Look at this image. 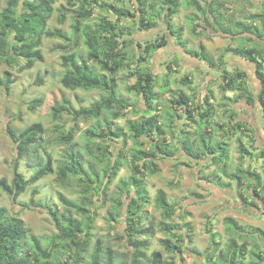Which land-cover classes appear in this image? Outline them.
I'll list each match as a JSON object with an SVG mask.
<instances>
[{"label":"trees","instance_id":"16d2710c","mask_svg":"<svg viewBox=\"0 0 264 264\" xmlns=\"http://www.w3.org/2000/svg\"><path fill=\"white\" fill-rule=\"evenodd\" d=\"M109 1L66 0V5L71 8L73 13L71 35H66L59 29L54 32L47 31L48 20L54 12L53 4L57 0H7L5 7L0 11V63L8 65L10 68L17 66L18 72L29 70L35 63H41L44 60L41 52L42 38L46 35L55 36L64 43L63 53L60 57V66L63 69L59 81L60 84L69 91L81 90L89 92L98 90L102 94L98 100L92 102L89 106H79L78 108H75L68 98L62 96L60 101L55 102L51 108L53 119L59 121L62 115H67L73 125L58 139L59 143L65 146V150L62 154V161L56 168V180L61 186H66L71 179L79 180L83 184L82 193L85 195H88V193L92 194L89 197L84 196L78 204L67 202L64 197L59 196V201L64 206L62 212L57 211L56 208L51 207L48 203L42 205L43 208L47 209L45 210L57 228L56 234L48 240L46 247H43L41 242L33 236L28 239L29 230L23 221L17 216L9 217L6 210L0 205V264H38L40 261H43L44 264H64L60 263V259L64 255H67L68 258V260L65 259L66 263L72 260L74 264H143L146 262L148 264H161L160 253L147 255L149 243L142 237H149L151 232L140 225L137 214L150 200L145 187L146 177L157 175L160 171L157 162L166 158L173 159L177 152L175 149L163 151L161 147L167 146L160 145V142H157L161 136H164L166 131L163 130V121H160L158 117L156 118L152 115V112H149L151 108L153 109L155 83L153 75L149 72H144L143 67L144 63L146 64L145 67L147 66L148 60L156 50L166 46L167 41L162 37L163 39L161 38L160 40L147 41L142 48L141 43H137L134 47L133 40L124 38L129 37L133 29H130L125 34L117 26V21H120L123 17L130 18L134 17V15L124 8L114 5L115 2L122 4V0H114L113 3H108ZM136 2L139 14L137 23L141 30L155 28L157 20L163 18L168 20L167 27L172 34L174 26L169 20L173 16L175 17L178 10L184 6L193 8L197 14L203 16L204 20L202 18L201 21H206L208 27H211L214 31L218 28L219 31L230 37L235 38L238 34L239 36L245 34L258 40H264V12L248 16L247 20L233 21L232 28L234 27L236 30L232 31L223 24L222 13L220 12L222 8L221 0H207L204 6L198 0H189L186 5L183 2L181 4L179 0H160L159 4L154 1L148 2L147 0H136ZM96 9H100L103 13L106 12V14L99 16L98 22L95 24L82 25L84 21L93 17ZM59 12L58 23L62 24L65 19V7L61 6ZM197 14L191 15L189 21L195 22L197 18L200 19L201 17H197ZM206 16L209 18L207 19ZM111 17L116 18V21H113ZM256 22H262V29L256 26ZM215 23H218L216 28H214ZM135 24L136 22H134ZM178 32L180 43L177 45H181L184 53L203 62L206 61L207 64L205 65L213 68L214 64L210 56L205 52V48L201 45L198 50L190 51L181 40L182 28H178ZM190 33L194 36L200 35L195 25L190 27ZM11 37H13V42L10 41ZM80 45L85 47V53H80L76 50ZM137 47L139 49H136ZM233 52L237 56L251 61L255 66V74L261 86L258 103L264 116V51L237 47ZM222 65L223 62L220 66ZM93 66H96L98 71ZM170 66L168 64L166 68L171 73ZM132 68L131 76L136 77L132 89L143 97L145 107L149 108V110L147 115L141 119L126 123L130 138L144 143L154 134V138L157 141L154 138L151 139L154 145L149 151L131 149L128 154H124L125 152L123 151L112 153L113 142L115 143V140L124 137L122 129L114 124L115 121L125 116L128 104L127 101L121 100L118 95L116 78L120 71L125 69L132 70ZM170 73L168 72V74ZM246 79V72L241 68H237L234 73L222 69L221 81L224 90L230 92L241 90V94L246 97V102L250 105L255 103L256 99L247 86ZM180 80L182 85L191 84V80L187 75L182 76ZM40 82L38 79L36 83L39 84ZM13 83L12 74L9 71L4 72L2 78H0V87L6 94H9L10 86ZM166 87L168 88V86ZM225 98L229 99L226 96ZM238 99L237 96L235 100ZM199 102L196 103L193 97H190L182 90H177L172 93L169 99L172 109H169L167 115H170L173 121L174 119L176 120L179 131L182 130L183 124L179 120H190L191 123L196 124L194 132H184L180 140H177L179 143L182 142L180 144L185 145L182 148L179 144V147L182 150L184 149L183 151L187 157L197 165L207 162L203 167L218 164L219 160L222 162V164H219L220 167H223L228 162L226 161L225 164L222 159L230 157L227 143L220 142L212 146L211 129L209 127L212 109L208 103V95H205ZM41 103V99H35L29 103L28 108L32 110ZM201 106H207L208 108L199 113V117L196 119V112ZM177 109L183 110L185 115L180 116L178 112L172 111ZM104 113H106V116H103ZM148 113H151V115L149 116ZM80 120L93 121L92 126L84 131L83 148L94 162L102 164L103 179L107 180L106 184L103 185L104 187L101 186L102 174L95 173L91 164L88 165V173L84 168L82 153L75 150L73 131ZM245 127L244 123L236 122L232 135L234 132H243L246 130ZM6 133L15 145L16 161L24 160L27 168L33 171L32 176L26 179L18 171V167L15 164L12 169L10 182L0 178V190L11 197L12 200H15L25 192L29 185L42 180L55 171L51 156L42 151L45 140L43 137L44 127L41 123L31 124L18 135L10 127H7ZM186 133L188 135L185 138ZM206 142H209V144L201 152L200 146L201 144L205 145ZM242 146L241 143L240 150L242 155L240 157L243 158L245 157L243 154L249 155V152ZM261 154L264 155V151ZM208 160L212 164H209ZM124 163L130 165L132 172L129 178L120 180V189L123 190L122 192L125 194L128 203L124 208L123 198L118 197L111 200L110 195L108 200L111 201V205L108 208L105 220L110 231L116 230L115 224L121 222L122 217L126 224L124 233L112 234V238L117 240L115 247L104 236L93 235L96 213L92 211L91 206L95 203V196L99 198V194H105L106 186L110 185ZM224 177L235 181L239 190L243 181H246L245 189L253 192L255 199L261 198L263 195L260 194H264V183L261 176L255 171H251L248 167L246 169L239 167L234 173L230 174L224 172ZM219 178L221 180V177ZM90 179L99 185L97 187L92 186L88 183ZM222 184H224L223 188L228 187V184ZM174 186V184L171 185V187ZM238 193L240 199L245 197L242 191ZM154 203L163 212V221L158 223V228L170 236L160 240L161 245L168 253L181 255L187 242L188 244L191 242V237L188 235L191 231L190 224L186 223L183 225L185 232L182 234L178 225L167 223L171 220L176 210L175 206L168 203L167 195L164 191L159 190L157 192ZM250 206L256 207V203H250ZM224 222L226 228L239 238L249 237L256 240L260 234L264 236L262 229L241 227L232 218H226ZM207 226L206 232L210 236V241L213 245H216L215 247L212 245L207 252V255L209 254L211 258L215 252H218L222 256V263L224 264H246L242 260L247 257V254L253 259L252 263L247 264H260L264 261L263 252L257 243H255L253 249H248L246 243L238 244L232 238L226 250L220 251L217 247L219 242L215 241L216 234L212 232L211 223L207 222ZM173 239H177V242H173ZM27 240H29V245L26 244ZM121 245L124 248H121ZM195 253L198 255L203 254ZM238 254L239 257L241 256V260L238 259ZM212 264L217 263L212 261Z\"/></svg>","mask_w":264,"mask_h":264},{"label":"rangeland","instance_id":"374dc122","mask_svg":"<svg viewBox=\"0 0 264 264\" xmlns=\"http://www.w3.org/2000/svg\"><path fill=\"white\" fill-rule=\"evenodd\" d=\"M114 0H110L108 3H113ZM148 2H157L160 0H147ZM199 3L204 6L207 0H198ZM7 0H0V11L5 7ZM179 2L186 5L189 0H179ZM223 24L226 28H232L233 21L247 20L248 16L255 15L264 12V0H221ZM116 7H122L129 11L134 17H123L120 21H117V26L128 33L130 29L133 32L129 37H124L128 40H133L134 47L137 43H141V48L147 41H153L155 39L160 40L162 37L167 41L166 46L156 50L151 58L147 62L144 72H149L154 75L153 80L155 83L154 92L155 99L153 101V109L151 108L152 115L158 117L160 121H163V130L166 131L164 136H161L157 141L154 138V134L151 135L147 142L134 141L130 138V134L127 127V122L137 121L143 116L147 115L149 108L145 107V101L143 97L136 93L132 89V85L135 83L136 77L131 76V69H125L118 73L117 91L121 100L127 101V108L125 110V116L115 121L116 126L122 129L124 134L123 138L115 140L112 153L120 151L128 154L131 149H142L144 151L151 150L154 145L151 140L154 138L160 145H166L167 147H161L163 151L172 149L176 152L173 159H165L157 162L159 166V173L157 175L147 176L145 179V187L149 195V203L144 205L138 212L139 223L141 226L149 229L150 236L142 237L149 243L147 255L151 253L161 254V264H217L222 263V256L215 252L212 258L207 255L208 250L212 247L210 236L206 232L208 228L207 222L212 225V232L216 234V242H219L217 246L220 251H225L229 241L234 238L238 244L246 243L248 249H253L255 243L259 246L264 255V236L261 234L256 240L243 237L239 238L226 228L224 220L226 218H232L236 223L245 228H260L264 232V194L261 198H256L253 192L245 189L246 181H243L240 190L237 189L235 181L224 177V172L227 174L234 173L239 167L246 169L247 167L251 171L258 173L262 182L264 183V116L263 111L258 103V95L261 91L260 83L255 74L254 64L242 57L237 56L233 51L238 48H249L264 51V40H258L253 36L241 34L239 36L230 37L223 34L218 28L214 31L211 27H208L206 21L203 22L200 16L191 7H181L178 10L177 15L169 22L174 26L172 28V34L167 27V19L157 20V26L148 30H141L138 19V6L136 0H122V4L115 2ZM64 6L66 9L65 19L62 24L58 23L60 17L59 9ZM54 12L51 18L48 20V32H54L56 29L61 30L66 35H71V25L73 22L71 8L66 5V0H57L53 4ZM70 9V10H69ZM75 9V8H74ZM112 13V12H110ZM100 9H96L92 18L83 22L84 24H95L98 22L99 16H104ZM197 14L195 22L189 21L191 15ZM208 19L209 17L206 16ZM113 21L116 18L111 17ZM204 20V18H203ZM134 22L136 24L134 25ZM254 22V21H252ZM214 24V23H213ZM192 25L197 26L199 36H194L190 33V27ZM212 25V24H211ZM221 25V24H220ZM218 26L215 23L214 28ZM256 26L262 29V22H256ZM178 28H182V37L188 41L187 47L198 50L202 45L205 48V52L212 59L214 64L213 68H207L202 62H194V60L187 59L184 53L183 55L178 53L179 49L177 44L180 43L178 39ZM162 38V39H163ZM174 42H173V40ZM13 42V37L10 38ZM82 43V39L80 40ZM64 43L61 39L55 36H44L42 38L41 52L43 54V62L35 63L34 66L23 72L17 71V66L10 68L4 63H0V78L3 73L9 71L12 74L14 83L10 86L9 94L0 87V178H4L7 181L12 179V169L15 164L18 167V171L24 175L26 179H29L33 171L29 170L24 160L16 161L15 145L7 136L6 128L10 127L17 135L25 130L28 126L34 123H41L44 127V140L45 144L42 151L48 153L53 160L54 173L46 176L42 180L29 185L25 192L21 194L17 199L12 200L7 194L0 190V205L6 210L9 217L17 216L20 218L24 225L28 228V239L33 236L37 238L43 247H46L48 240L53 237L57 228L50 216L47 213V209L42 205L48 203L57 211L62 212L64 206L59 201V196L64 197L67 202L80 203L84 196L89 197L92 193L85 195L82 193V182L76 179H71L66 186H61L56 180V168L62 161V154L65 150V146L59 143L58 139L61 135H64L73 125L71 119L67 115H62L59 121L53 119L51 108L55 102H59L61 97H66L70 100L75 108L79 106H89L92 102L98 100L102 94L98 90H92L84 92L81 90L69 91L60 84V77L63 69L60 66V57L63 53ZM136 49H139L137 47ZM80 53H85L86 49L83 45H80L76 49ZM159 57V58H158ZM174 60V68L171 67V73L166 68V64L169 60ZM158 61L165 63L159 65ZM21 62V61H20ZM223 62V65L221 63ZM149 63V64H148ZM98 71L96 66H93ZM209 67V66H208ZM237 68H241L247 75V86L250 88L253 97L256 99L255 103L247 104L246 97L241 94V90L227 91L222 87L221 75L222 69L230 73H234ZM167 72L164 74L165 70ZM168 72L170 74H168ZM189 74L192 76V84L182 85L181 77ZM41 82L37 84V80ZM168 86V88L166 87ZM167 88V89H165ZM194 89L195 92L192 95L196 103H200L201 99L208 95V103L211 107L210 118V137L212 146L216 143H227L230 157L222 159L223 162H228L227 165L220 167L222 164L218 160V164H212L208 160L209 167H203L207 162H203L200 165L194 163L179 147L182 142H177L184 132L194 131L196 124L185 120H179L182 124V130L179 131L176 120L167 115L169 109L172 106L169 104V99L173 92L182 90ZM171 91V92H170ZM233 92V93H232ZM161 93V94H160ZM160 94V95H159ZM189 94H192L191 92ZM226 97H229L227 100ZM238 96V100L235 98ZM35 99H41L42 103L29 110L28 105ZM171 106L170 108H168ZM207 106H201L196 112V119L199 117V113L205 111ZM178 112L180 116H184L183 110H172ZM150 116L151 113H148ZM106 116V113L103 114ZM236 122H242L245 124L243 132H233V127ZM259 122H262V126ZM93 121L80 120L77 127L73 131V142L75 143V150H78L83 155L84 168L89 173L88 165L91 164L93 171L97 174H102V164L94 162L92 157L89 156L84 150V131L90 128ZM204 128L205 126L202 125ZM204 130V129H203ZM202 132V131H201ZM188 134H185V138ZM239 140V142H238ZM182 141V140H181ZM242 148L249 152V155H242L240 150V144ZM209 142L205 145L201 144V152L205 150ZM183 148L185 145L180 144ZM179 147V148H177ZM206 159V158H205ZM202 165V166H201ZM214 165V166H213ZM202 170V171H201ZM132 172L130 165L124 163L123 167L119 170L115 178L110 185L106 186L105 194H99L98 197H94L95 203L91 206L92 211L96 213V221L94 224L95 231L93 235L104 236L111 244L117 245V240L112 238L113 233L122 234L125 231L126 224L121 218V222L115 224V231L108 230L106 223L107 211L111 205V201L108 198L111 195V200L121 197L123 198L124 205L128 203L125 194L120 189V180L127 179L131 176ZM216 177V179H215ZM221 177V180L220 178ZM101 176V186L106 184ZM241 181V182H242ZM88 183L94 187L99 184L88 180ZM211 183V184H210ZM222 183L228 184V187H224ZM175 185L171 187V185ZM104 187V186H103ZM159 190H162L167 195L168 203L175 206V214L171 220L167 223L172 225H178L181 228L183 234V225L190 224L191 231L188 233L191 237V242L187 245L181 255H174L168 253L161 245L160 240L169 238L170 236L160 231L158 223L163 221V212L158 209L154 203L155 195ZM239 190V191H238ZM243 192L244 198L240 199L238 192ZM194 194V195H193ZM32 201V202H31ZM256 203L255 206H250V203ZM46 209V210H45ZM153 231V233H152ZM245 235V233H244ZM177 239H173L175 242ZM177 242V241H176ZM29 245V240L26 241ZM70 246V245H69ZM216 245L214 244L213 247ZM121 248H124L122 245ZM197 253H203L198 255ZM219 255V257H218ZM67 255H64L60 259V263L74 264L72 260L68 263ZM238 259L241 260V256ZM246 264L252 263L253 259L249 254L242 260ZM38 264H44L40 261ZM78 264V263H77ZM143 264H148L143 263ZM239 264V263H238ZM260 264H264V261Z\"/></svg>","mask_w":264,"mask_h":264},{"label":"crops","instance_id":"0c3cea01","mask_svg":"<svg viewBox=\"0 0 264 264\" xmlns=\"http://www.w3.org/2000/svg\"><path fill=\"white\" fill-rule=\"evenodd\" d=\"M173 19V18H172ZM171 19V20H172ZM181 37H182V35H181ZM173 40V39H172ZM181 40L187 45V43H188V41L187 40H185L184 38H181ZM173 42H174V40H173ZM175 43V42H174ZM177 46V48L179 49V52L178 53H180V54H182L183 55V53H184V51L181 49V45H176ZM188 48V47H187ZM161 49V48H160ZM190 51H195V49H192V48H188ZM159 50V49H158ZM185 54V53H184ZM186 56H188V57H186L187 59H189L190 58V60H194V62H197L198 61V59L197 58H195V57H190L189 55H187V54H185ZM159 58V57H158ZM170 59H171V57L169 58V59H165L164 61H167V60H169L168 62H167V64H166V67H167V65L168 64H170L171 63V66H173V69H175L174 68V64H173V61L174 60H171L170 61ZM160 62V61H158V64L159 65H161V64H163V63H165V62ZM201 62V61H200ZM132 72V71H131ZM167 72V69L165 70V72H164V74ZM154 76V75H153ZM187 76H188V78L191 80V78H192V76H190L189 74H187ZM191 84H192V80H191ZM190 85V84H189ZM192 93V94H189V93ZM195 92V90L194 89H192V90H189V88H188V90L185 92L187 95H189L190 97H193L192 95H193V93ZM260 123V125L262 126V122H259ZM263 128V127H262ZM191 132H194V131H191Z\"/></svg>","mask_w":264,"mask_h":264},{"label":"clouds","instance_id":"9594fccd","mask_svg":"<svg viewBox=\"0 0 264 264\" xmlns=\"http://www.w3.org/2000/svg\"><path fill=\"white\" fill-rule=\"evenodd\" d=\"M198 61L200 62L201 60L198 59ZM202 63H204L203 61H201Z\"/></svg>","mask_w":264,"mask_h":264},{"label":"water","instance_id":"95a60500","mask_svg":"<svg viewBox=\"0 0 264 264\" xmlns=\"http://www.w3.org/2000/svg\"><path fill=\"white\" fill-rule=\"evenodd\" d=\"M205 66H207V65H205ZM207 68L209 69V67L207 66Z\"/></svg>","mask_w":264,"mask_h":264}]
</instances>
